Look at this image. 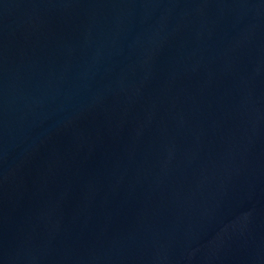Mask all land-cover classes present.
<instances>
[{"label":"water","instance_id":"obj_1","mask_svg":"<svg viewBox=\"0 0 264 264\" xmlns=\"http://www.w3.org/2000/svg\"><path fill=\"white\" fill-rule=\"evenodd\" d=\"M0 264H264V0H0Z\"/></svg>","mask_w":264,"mask_h":264}]
</instances>
